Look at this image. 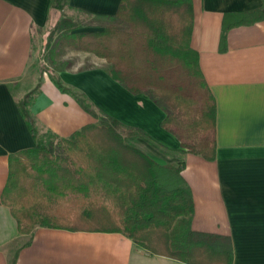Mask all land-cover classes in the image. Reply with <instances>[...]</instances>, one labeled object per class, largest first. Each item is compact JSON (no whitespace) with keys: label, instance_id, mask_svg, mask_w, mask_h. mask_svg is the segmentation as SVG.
<instances>
[{"label":"crops","instance_id":"1","mask_svg":"<svg viewBox=\"0 0 264 264\" xmlns=\"http://www.w3.org/2000/svg\"><path fill=\"white\" fill-rule=\"evenodd\" d=\"M119 1L69 0L65 16L77 20L85 14L93 22L70 34L102 30ZM49 3L0 0V264H11L13 257V264H189L151 253L117 231L36 227L19 234L17 220L2 203L9 155L35 145L18 101L39 78V90L28 106L39 137L44 133L68 137L97 121L47 72L40 75L34 67L33 53L48 25ZM263 4L264 0H192L190 45L198 52L216 105V157L211 161L178 151L179 138L160 125L164 110L147 94H134L114 80L106 60L95 57L90 66L60 63L55 68L57 76L84 96L96 113L140 128L162 148L173 150L167 153L139 137L131 141L159 164L184 163L181 175L194 204L191 227L225 239L232 264H264V19L232 26L224 40L221 30L225 14Z\"/></svg>","mask_w":264,"mask_h":264},{"label":"trees","instance_id":"2","mask_svg":"<svg viewBox=\"0 0 264 264\" xmlns=\"http://www.w3.org/2000/svg\"><path fill=\"white\" fill-rule=\"evenodd\" d=\"M68 5L69 0H50L41 51L54 35L80 28L63 14ZM112 17L116 22L102 30L74 33L77 47L106 59L114 80L134 94H147L164 110L160 125L179 138L178 151L214 160L216 105L198 52L190 45L192 0H120ZM263 19L264 4L259 9L225 14L221 39L234 25ZM46 71L40 69L39 74ZM48 75L97 121L68 137L48 133L42 139L28 109L40 78L18 101L35 145L9 155L1 201L17 220L19 234H29L36 227L117 231L151 253L182 262L232 264L225 239L191 227L194 204L181 175L184 163L159 164L131 141L139 137L167 153L173 150L162 148L140 128L96 113L56 73ZM182 131L194 134L197 140L184 142Z\"/></svg>","mask_w":264,"mask_h":264},{"label":"rangeland","instance_id":"3","mask_svg":"<svg viewBox=\"0 0 264 264\" xmlns=\"http://www.w3.org/2000/svg\"><path fill=\"white\" fill-rule=\"evenodd\" d=\"M77 21L80 26H86L90 23H93L88 16L85 14L79 15V18H77ZM116 20L112 17L104 22V26L115 23ZM43 36L41 37V45L39 48L34 49L33 53V62L34 67L37 69V72H40V69L47 70V74L50 72H55L56 65H67L69 67L77 66L80 64V67H86L93 64V61L95 60L96 54H93L91 52L81 51L77 47L76 40L74 38L73 34L70 33H60L56 34L52 37V40L50 44L47 46L45 51H41L43 49ZM57 40V41H56ZM56 41V42H55ZM58 41L64 42V45L61 46V44L58 43ZM82 52L80 55L79 52ZM80 52V53H81ZM85 52V53H84ZM89 53V54H86ZM101 58V57H98ZM104 59V58H101ZM106 60V59H104ZM107 62V61H106ZM108 63V62H107ZM46 133L41 134L39 138L46 139L47 136ZM181 138L184 142H192L193 140H197L196 136L194 134L188 133L186 131H182Z\"/></svg>","mask_w":264,"mask_h":264}]
</instances>
